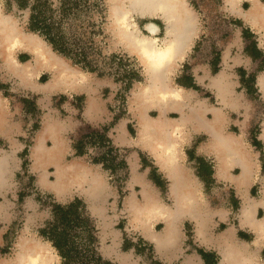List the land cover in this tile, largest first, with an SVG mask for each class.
<instances>
[{"label": "crops", "instance_id": "1", "mask_svg": "<svg viewBox=\"0 0 264 264\" xmlns=\"http://www.w3.org/2000/svg\"><path fill=\"white\" fill-rule=\"evenodd\" d=\"M263 5L264 0H221V11L232 18L239 19L246 30L257 36V47L264 54ZM0 16L5 15L0 12ZM17 30L20 32L18 28ZM20 33V45L10 49L11 54H8L7 50L12 38L5 40L4 43L0 42V52L5 60L3 63L5 71L18 80L15 84L19 88L35 95V105L37 110L41 112L40 125L32 139L30 150L31 170L37 178L39 189L59 197H78L87 205L91 216L100 213L105 222L113 223L115 219L113 216L107 215L108 210L113 211L115 208L118 209V206L121 207L119 209L120 214L117 215L116 219L125 218L127 221L126 230L138 234L151 248V244L154 245L155 242L151 240L153 235L148 234V232L151 233L153 230L159 234L162 231L165 225L157 210L166 207L170 212L169 217L176 225L175 237L183 221L187 220L183 224L184 227L186 223L194 222L193 232L202 245L200 247L195 243L193 245L207 252L218 253L220 255L218 264H220L221 252L224 248L222 243L224 237L230 238L233 242L231 249H234L238 247L234 246L233 236L250 242L253 238L252 235H255V239L248 244L249 246L252 245L254 249L240 248L242 253L246 254L244 257L254 262L253 258L260 247L258 244L264 240V237L262 230L257 232L252 224L258 225V222L264 217L260 215L264 210V205L261 204L264 191L259 199L255 198L254 175L256 172L252 168L254 159L247 147L259 150V160L261 161H263L264 153L262 148L259 149L252 144V139L249 144L244 143L235 138L231 133L232 128L229 129L230 126L236 127V124L233 123L234 116L243 112L245 116H250L249 111L253 108L252 97L247 93L246 87L241 85L240 77L236 73L228 74L229 69L235 70L242 67L249 71L254 65L251 58L243 52L241 31L236 33L237 44L231 43L221 51V63L219 65L222 71L218 74H207L198 80L199 84L201 83L211 94V97H202L213 98L214 103H207L198 99L192 91H189L193 89L184 87L177 83V80L172 79L170 77L171 72L167 75V81L169 88L176 90H174L175 92H167L170 93V96L162 98L161 95L154 92L153 97L149 99L150 104L138 106L140 88L131 92L127 101V113L132 115L131 119L135 122V136L131 135L128 129L130 119L124 118L118 120L110 133L113 145L130 150L128 157L129 177L125 183V190L128 195L124 197L123 201H119L118 206L116 199L119 192L111 187L103 170L96 165L87 163L82 157L71 156L73 148L70 139L74 138L78 143L80 135L110 121L109 104L111 98L104 97L101 92L106 87L115 88L116 85L99 78L82 85L79 83L81 78L79 73L71 76L69 67L65 66L59 59H56L53 64L52 60L41 57L39 52H34V49L29 47V41L22 38L27 33ZM32 35L40 42L42 41L45 49L44 41L36 34ZM239 41L240 46H238ZM234 47L237 49L236 54H234ZM22 49L30 51L34 60L27 63L16 61L15 64L13 53ZM11 62L15 64V66L13 65L15 73L8 68ZM46 68L52 71V76L47 83H42L40 77L44 71L48 72ZM0 86V197H4L12 194L16 185V175L22 168V157L18 154L24 147V125L21 116L26 111L22 106V99H20V103L15 102L11 105V99L9 100L8 95L3 93L1 83ZM254 88L257 89V97L264 100V71L255 76ZM65 92L85 97L81 110L78 111L75 103L71 100L61 107L54 106L51 97L57 93ZM176 92L181 93V99L173 97ZM150 112H154L156 115L151 116ZM227 130L231 132L224 133ZM163 133L166 137L160 139L159 136ZM225 134L230 137V141L235 143L234 146L240 154H236L235 157L221 164L223 171L219 172L217 165L220 161L213 142L216 135L225 136ZM257 140L262 146L264 142L258 138ZM141 153L156 168V178L162 186H158L151 179V166L147 164L144 166L140 157ZM200 163L210 166V176L200 172ZM212 163H216L214 168ZM244 165L247 166L246 180L240 182L238 177L242 174ZM263 166L264 161L261 165H255L256 169L260 168L261 171H264ZM234 167L240 170L236 175L232 173ZM212 179H218L229 184L230 188L235 191L236 196L232 192L231 199L235 205L232 209L235 210V221L238 222L237 229L222 223L220 221L222 209L211 206L210 201L205 199L204 190ZM239 200H241L240 205ZM246 204H251L249 208L250 219L247 221L241 220V212ZM138 209L141 210L138 216L141 222L134 219L136 215L134 212ZM218 220L219 222H217ZM142 223L150 227L146 234H143L140 228ZM157 223L163 224L160 231L154 227ZM221 225L225 227L221 229ZM244 228L250 233L245 232ZM123 231L122 236L126 233L125 229ZM199 231L200 236L198 235ZM239 232L247 236L248 239L241 238ZM175 237L164 245L162 244L163 246L159 251L172 247ZM31 239H33L31 241L36 242L33 237ZM121 241L123 242V239ZM43 242L49 244L46 241ZM36 243L43 244L40 241ZM155 247L157 248L156 244ZM261 249V252H264V249ZM172 254L170 252L166 254V257Z\"/></svg>", "mask_w": 264, "mask_h": 264}, {"label": "rangeland", "instance_id": "2", "mask_svg": "<svg viewBox=\"0 0 264 264\" xmlns=\"http://www.w3.org/2000/svg\"><path fill=\"white\" fill-rule=\"evenodd\" d=\"M41 1L46 2L45 6L52 10L51 18L53 19L51 20L59 23L60 35L64 37V41L68 45L70 58L60 52L54 51L43 37L28 30L30 8L21 10L15 2H12V6L8 8L6 1L0 0V12L13 19L20 32L36 34V36L43 40L46 49L53 52L54 56L63 62L65 66L69 67L71 76L77 73L80 74L79 83L82 85L98 78L116 85L115 88L106 87L101 92L104 97L111 98L109 104L111 110L110 121L100 124L80 135L78 143H76V139H70L72 141L71 147L73 148L71 156L82 157L87 163L96 165L103 170L111 187L119 192L116 199V205L118 206L119 201H123L124 197L128 195L125 190V183L129 177L128 157L130 150L113 145L110 133L118 120L124 118L126 120L130 119L128 129L131 135L135 136V122L131 119L132 115H128L127 113V101L134 89L144 85L146 81L144 69L139 59L118 39L116 28L111 22L109 0ZM185 2L194 17L197 33L191 45L183 54V57L172 68L170 77L178 80L177 83L180 82L179 84L185 82L186 79L184 78L191 79L196 82L195 85L199 90L193 89L189 91H192L198 99H202L207 103H214L213 98H203V93H207L210 97L211 94L201 83L199 84L198 80L207 74H218L222 71L219 65L221 63V51L231 43L237 44V31H241L243 52L251 58L254 65L249 71L242 67L235 70L229 69L228 74L236 73L239 77L243 75L247 77L251 74L257 76V74L264 71L263 67L261 69L264 62V54L262 53V57L257 55L252 57L250 55L252 53V42H255L256 47L258 46L256 41L257 36L246 30L239 19L232 18L228 14L223 13L221 11V0H185ZM30 3L32 4L33 0H30ZM150 21L156 23L159 27L157 37L161 40V44L165 38V26L160 19L140 18L137 15H133L132 18L135 29L139 34L148 37L152 36L145 29V24ZM243 29L248 33L243 35ZM238 46H240V41L238 42ZM258 50L260 51V49ZM236 53L237 49L234 47V54ZM13 55L15 64L17 62L27 63L34 60L33 54L26 49L16 50ZM3 63H5V60L0 52V83L3 87V93L8 95L7 98L9 100L11 99V105L15 102L20 103L19 101L22 99V106L26 111L21 116L24 125V147L18 154L22 157V162L26 164L24 170L22 167L16 175V185L12 194L0 197V264H22L17 257L18 253L21 252V244L23 247L29 246L27 250H39L42 248V251L45 252L46 257L50 260L49 264H60V258L50 247V244L43 242L44 240L39 236V230L43 228L46 222L52 219V210L56 205H65L75 199L81 202V214L89 218L91 222H89V227H84L85 229H82L78 232V235H75L78 243L75 247L77 248L78 246L79 249V245L83 244L84 240H88L90 235L93 236V239H90L89 243L86 240L90 247L86 249L81 248L85 249L84 256L87 250L89 251L88 254H90V250L92 249L99 258L105 262L109 261L111 264H205V261L193 248V243L199 247L202 245L199 242V238L196 237L195 232H193L194 222L190 224L186 223L188 226L185 225V227L183 224L187 220L182 222L172 247L159 251L155 247V244H151L153 249L151 247L145 249L141 247L142 250L140 249V252L136 253L133 248L122 249L123 242L121 240L125 236L134 244L140 237L133 231L126 230L127 221L125 218L116 219L117 215L120 214L119 209L121 207L118 206V209L115 208L113 211L108 210L107 215L113 216L115 219L113 223L105 222L100 213L91 216L87 205L78 197H59L39 189L37 178L31 170L30 150L32 139L40 125L41 112L37 110L35 105V95L19 88L15 84L18 80L5 71ZM15 64L11 62V65L8 66L13 73H15L13 67ZM46 70L48 72L44 71L40 77L42 83H47L52 76V71L48 68ZM241 85L245 87V84L242 83ZM127 86L129 87L127 88ZM248 94L252 97L253 101V108L249 111L250 116H245L244 112L234 116L233 123L236 124V127L230 126L229 129L232 128L233 131L227 130L224 133L231 132L236 139L248 144L253 138H258L264 142V138L262 137L264 131V100L257 97V89L250 93L248 92ZM84 98V96H75L73 93L70 94V92L57 93L51 97L54 106L61 107L71 100L75 103L74 105L78 111L83 106ZM150 115L155 116L156 113L150 112ZM86 142L87 144H84ZM260 148L263 149L264 153V143ZM25 150L26 154H23ZM247 150L253 155L254 159L252 168L256 172L254 175L256 185L255 198L259 199L264 188V171H261L260 168L256 169L255 165H261L264 158L263 161L259 160V150L255 148L247 147ZM144 160L145 165H150L151 169L155 168L146 158ZM215 164H211L213 168ZM239 172L240 170L237 167L233 168V174L236 175ZM49 189L51 188L49 187ZM232 192L235 195V191L230 188L229 184L218 179L209 181L207 188L204 190L205 199L210 201L211 206L222 209L220 221L237 229L238 222L235 221L236 214L235 210L232 209L233 206L235 207L231 199ZM240 204L241 200H239ZM260 215L264 216V210H262ZM154 227H156L157 231H160L163 224L157 223ZM123 229L126 231L124 236H122V233H124ZM243 230L250 233L245 228ZM187 232L190 234V237L186 235ZM71 234L73 235L74 231ZM252 236L253 238L250 242L233 236L234 246L242 249L245 247L254 249L252 245H248L255 239V235ZM32 237L34 241L43 243L40 244L41 247L37 246L39 245L38 243L34 244L30 242L33 240L31 239ZM189 238L193 241H191L192 245L187 244ZM258 246L260 247L257 249L253 260L258 264H264V252H261V248L264 249V240ZM170 252L173 254L166 257V254ZM74 253L77 256H74ZM215 255L220 259L218 253ZM73 256L78 259L74 261L75 264H86L88 262L76 249L73 251Z\"/></svg>", "mask_w": 264, "mask_h": 264}, {"label": "bare ground", "instance_id": "3", "mask_svg": "<svg viewBox=\"0 0 264 264\" xmlns=\"http://www.w3.org/2000/svg\"><path fill=\"white\" fill-rule=\"evenodd\" d=\"M109 5L111 22L112 25L116 28V35L118 39L131 53H133L139 59L141 66L144 69L146 81L144 85L139 89L138 97L140 98L138 99L140 100L139 102H137L138 106L148 105V103L150 102L149 99L153 97L154 92H157L159 95H161L162 98L170 96V93L167 92H175L174 90L176 89L173 90L169 88L167 75L170 74L176 62L183 57V54L191 45V42L196 37L197 33V27L194 22V17L192 16L185 0H109ZM133 15H137L140 18L160 19L165 26V38L162 40V43L160 44L161 40H159V38L157 37L159 27L156 23L150 21L145 24V29L150 33L152 37L141 35L135 29V25L132 22ZM11 38L12 42L9 45V49L7 50L8 54L11 52L10 49L16 48L20 45L21 33L18 32L15 22L11 18H9L8 16H0V42L4 43L5 40ZM22 38H26V40L29 41V47L34 49V52H39L40 56L44 57V59L52 60L53 64L55 63V60L58 59L56 56L46 50V48L44 49L41 43L42 41L40 42L38 39H36V37H34V35L26 34V36L24 35V37L22 36ZM25 42L27 43V41ZM173 97L179 99L182 98L181 93L178 92H176L175 96ZM159 137L160 139H165L166 135L163 133ZM229 139L230 137L226 134L225 136L216 135L214 137L213 146L217 151L218 159L220 161L217 165V170L219 172L223 171V166H221V164L235 157L236 154H240L239 150L234 146L235 143L233 141H230ZM246 170L247 166L244 165L242 168V174L238 177V180L240 182L246 180ZM261 204L264 205V193ZM250 207L251 204H246L243 207V210L241 212V220L247 221L250 219ZM140 211L141 210L138 209L134 212L136 213L134 219L138 222H141V219L138 217ZM157 211L159 213V217H161L164 221L165 226L162 231L158 234L151 230L150 233L147 231V229L150 230V227L149 225L146 226L145 223H142V225H140V228L143 234H146L148 232V234L153 235L151 237V240L155 242L159 250L166 242L174 239L176 225L173 224L171 218L169 217L170 212H168L166 207H161ZM252 225L257 232L262 230V236L264 237V217L258 222V225ZM198 235H201L200 231L198 232ZM33 243L35 244L36 242ZM222 243L224 245V248L221 252L220 264H257L249 258L244 257L246 254H243L240 248L231 249L233 248V242H231L230 238L224 237ZM37 246L41 247V245ZM28 247L29 246L23 247L22 244L20 246L21 252L18 253L17 257L22 264H49L50 260L48 257H46L45 252L42 251V248H40L39 250H27Z\"/></svg>", "mask_w": 264, "mask_h": 264}, {"label": "trees", "instance_id": "4", "mask_svg": "<svg viewBox=\"0 0 264 264\" xmlns=\"http://www.w3.org/2000/svg\"><path fill=\"white\" fill-rule=\"evenodd\" d=\"M6 5L9 8L12 6V2H15L17 7L21 10L30 8V16L28 18V30L31 32H34L38 34L39 36L43 37V39L51 45L52 49L56 52H60L64 54L65 56L70 58V54H68L69 48L66 42L64 41V37L60 35L59 30V23L52 21L51 18L52 14L50 9L45 6L44 1L41 0H33V3H30V0H5ZM31 4V5H30ZM243 35L247 34L248 32L243 29L242 31ZM252 53L250 54L252 57L259 56L262 57L263 54L260 52L255 42H252ZM72 59V58H71ZM264 68V62L261 66V69ZM244 74V73H243ZM184 78V77H183ZM186 79L185 82H182L180 85L194 89L196 91L199 90V88L192 82L191 79ZM178 81V80H177ZM240 81L245 84L247 93L255 90L254 88V82H255V75H249L247 77L241 76ZM180 83V82H179ZM130 86V85H129ZM127 86V88L129 87ZM204 97H209L207 93H203ZM252 144L256 146L257 148L261 147L260 141L257 140V138L252 139ZM23 154H26V150L23 152ZM141 161L145 165L144 156L141 154ZM23 163V170L25 166V162ZM200 169L202 173L206 176L211 175V169L208 164L200 163ZM264 169V166H263ZM151 179L158 185L162 186L160 182L156 178V169L152 168L150 173ZM81 202L78 199L73 200L72 202H69L65 205H56L52 210V219L48 222H46L39 230V236L43 238L44 241L48 242L51 247L56 251L57 255L59 256L61 262L60 264H75L74 261L78 260L73 251L76 249L78 253L82 256H84V250L87 247H90L87 242L89 243L90 239H93V236L90 235V238L87 240H84L83 244H80V249L75 247L78 245L77 240L75 238V235H78V232H80L82 229H85L84 227L90 226V220L87 217H84L81 214L80 210ZM90 222V223H89ZM188 226V225H186ZM122 227V225H121ZM225 226L221 225V229H223ZM74 231V234L72 235L71 232ZM188 237H190V234L187 232L186 234ZM239 236L244 239H248L247 236H244L243 233L239 232ZM191 238H189L187 244L192 245ZM149 247V244L143 241L141 238L137 239V242L134 244L131 242L126 236L123 238V244L122 249L127 250L129 248H133L136 253L140 252V249L142 250ZM85 248V249H81ZM194 250L197 252V254L205 261V264H217L218 263V257L213 252H207L202 248H197L195 245H193ZM151 250V249H150ZM88 250L85 253V258L88 260L86 264H111L109 261H103L101 258H99L92 249L90 250V254H88Z\"/></svg>", "mask_w": 264, "mask_h": 264}]
</instances>
